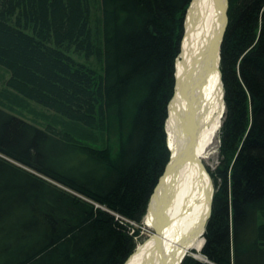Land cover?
Masks as SVG:
<instances>
[{
  "label": "trees",
  "instance_id": "16d2710c",
  "mask_svg": "<svg viewBox=\"0 0 264 264\" xmlns=\"http://www.w3.org/2000/svg\"><path fill=\"white\" fill-rule=\"evenodd\" d=\"M188 2L101 0L98 30L91 0H0L6 85L51 118L43 126L0 103V264L128 257L141 229L116 214L142 222L169 158L164 122ZM228 3L205 259L180 264H264V0ZM72 52L95 54L101 69Z\"/></svg>",
  "mask_w": 264,
  "mask_h": 264
},
{
  "label": "bare ground",
  "instance_id": "6f19581e",
  "mask_svg": "<svg viewBox=\"0 0 264 264\" xmlns=\"http://www.w3.org/2000/svg\"><path fill=\"white\" fill-rule=\"evenodd\" d=\"M227 1L189 0L185 9L174 93L164 122L169 158L142 222L116 214L147 233L135 235L136 244L122 264H178L188 253L204 256L205 226L215 191L206 160L213 154L226 111L220 50Z\"/></svg>",
  "mask_w": 264,
  "mask_h": 264
},
{
  "label": "rangeland",
  "instance_id": "374dc122",
  "mask_svg": "<svg viewBox=\"0 0 264 264\" xmlns=\"http://www.w3.org/2000/svg\"><path fill=\"white\" fill-rule=\"evenodd\" d=\"M90 9H91L92 25L94 26L95 29L97 28L98 30H101V24H102L101 20H100L101 19V12H102L101 0H91ZM72 53L80 61L82 60V61H85L87 63L93 64L98 71L101 69L102 63L99 62V60L95 56V54H93L89 58H87L84 55V53H82L81 55L79 53H74V52H72ZM8 75H9V71L4 66H0V103L5 105L6 107H12L13 106L15 110H20L22 112V114H24L28 119L32 118L38 124L46 126L48 121H51L50 120L51 118L47 115L48 114L47 108L43 107L41 104L40 105L37 104L33 100H29L28 103H26V101L23 98L17 97L16 95H18V94L17 93L14 94V91L11 89V87H9V86L7 87V85H6ZM43 113L46 114L48 117H45L43 115ZM49 113L52 114V111ZM223 118H224V116H223ZM223 118H222V120H223ZM222 123H223V121H222ZM219 132H221V131L219 130ZM95 136L98 137L99 143H101V144L105 143V138H104L105 135L103 137V134L100 133L98 130H95V132L92 133V137H95ZM220 145H221L220 133H218V137L215 141V144H214L213 148L211 149V151H213V154L210 156L209 159L206 160V164L211 168V172H214V170L216 169L215 167L219 165V159H220L219 146ZM135 225L137 226L138 224H135ZM142 231H143L144 235L142 234ZM142 231L140 234H142L143 237L145 235H147L145 230H142ZM142 236L139 238V240L142 239Z\"/></svg>",
  "mask_w": 264,
  "mask_h": 264
},
{
  "label": "water",
  "instance_id": "95a60500",
  "mask_svg": "<svg viewBox=\"0 0 264 264\" xmlns=\"http://www.w3.org/2000/svg\"><path fill=\"white\" fill-rule=\"evenodd\" d=\"M228 6H229V3H228V1H227V5H226V8H225V14H226V16H225V23H224V25H225V27H224V29H223V33H224V31L226 30V28H227V24H228V18H229V14H227V10H228ZM222 33V34H223ZM222 36V35H221ZM223 37V36H222ZM221 37V40H220V43L222 42V38ZM221 51V50H220ZM219 57H220V55H219ZM221 58V57H220ZM163 175V174H162ZM162 175H161V177H162ZM160 180H161V178H160ZM159 180V181H160ZM212 201H213V196H211V204H212ZM211 204H210V206H211ZM211 210H212V206L210 207V211L208 212V215H207V217H208V219H209V216H210V214H211ZM207 219V220H208ZM207 223V222H206ZM206 227V226H205ZM206 229V228H205ZM205 241H206V239L204 238V243H205ZM204 245V244H203ZM199 257V256H198ZM202 258H205L203 255L201 256ZM200 257V258H201ZM183 259V258H182ZM182 262V261H181ZM178 264H180V263H178Z\"/></svg>",
  "mask_w": 264,
  "mask_h": 264
}]
</instances>
